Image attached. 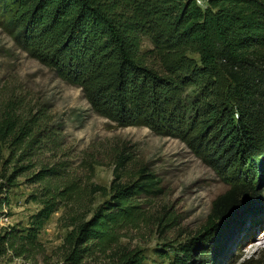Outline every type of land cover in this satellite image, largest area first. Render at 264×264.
I'll use <instances>...</instances> for the list:
<instances>
[{"label": "trees", "instance_id": "trees-1", "mask_svg": "<svg viewBox=\"0 0 264 264\" xmlns=\"http://www.w3.org/2000/svg\"><path fill=\"white\" fill-rule=\"evenodd\" d=\"M0 29L114 126L146 128L212 156L204 162L216 170L244 172L198 231L159 255L212 264L261 201L243 168L264 164V0H0ZM61 131L45 106L0 90V209L19 178L40 206L25 227L0 231V258L35 260L39 231L62 210L69 232L57 264H143L120 231L139 219V199L161 194L160 180L144 165L127 174L121 152L108 189L84 181ZM96 194L108 199L92 209Z\"/></svg>", "mask_w": 264, "mask_h": 264}, {"label": "rangeland", "instance_id": "rangeland-1", "mask_svg": "<svg viewBox=\"0 0 264 264\" xmlns=\"http://www.w3.org/2000/svg\"><path fill=\"white\" fill-rule=\"evenodd\" d=\"M14 89L32 104L43 105L60 127L64 148L72 169L84 181L108 189L113 179L114 160L123 152L130 156L128 172L144 165L160 180L161 194L143 197L141 215L132 226L120 231V244L139 250L143 264H166L160 253L176 248L207 221L213 202L239 182L244 172L226 165L223 170L204 162L212 156L194 153L180 141L153 134L146 128H120L97 116L79 88L70 85L29 58L0 29V90ZM245 171L248 182L260 193L261 201L242 216L226 239L212 264H264V164ZM93 168L91 172L90 169ZM235 173V175H233ZM238 178V180H236ZM32 188L24 178L10 190L8 204L0 209V231L18 225L25 227L40 208L30 199ZM108 196L96 194L92 209ZM62 210L54 213L38 233L43 253L35 260L0 258V264H57L63 255L64 239L69 232ZM85 264H108L106 258Z\"/></svg>", "mask_w": 264, "mask_h": 264}, {"label": "built area", "instance_id": "built-area-1", "mask_svg": "<svg viewBox=\"0 0 264 264\" xmlns=\"http://www.w3.org/2000/svg\"><path fill=\"white\" fill-rule=\"evenodd\" d=\"M208 0H195L196 4L200 6L201 8H204L207 4Z\"/></svg>", "mask_w": 264, "mask_h": 264}]
</instances>
